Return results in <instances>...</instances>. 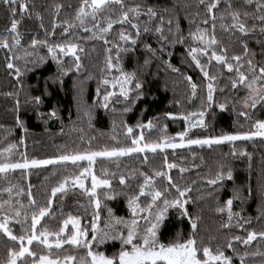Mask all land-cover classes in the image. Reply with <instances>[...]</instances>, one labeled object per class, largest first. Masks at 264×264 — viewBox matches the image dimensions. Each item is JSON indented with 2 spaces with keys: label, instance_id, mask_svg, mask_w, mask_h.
<instances>
[{
  "label": "trees",
  "instance_id": "1",
  "mask_svg": "<svg viewBox=\"0 0 264 264\" xmlns=\"http://www.w3.org/2000/svg\"><path fill=\"white\" fill-rule=\"evenodd\" d=\"M233 2L239 6L237 0ZM26 3L27 11L20 13L17 6L14 17L19 22L20 45L13 48L11 52L0 48V151L7 148L9 144L15 145L11 153H4L0 156V160L7 158L12 162L21 161L23 159L21 153L30 160H42L52 159L69 152L83 153L101 151L106 147L131 146L132 138L140 136L141 133L144 136L143 143L160 142L165 136L174 139L176 133L184 131L187 126L181 113L187 115L190 112L204 111L203 119L206 126L199 125L191 129L187 136L191 139H203L225 133L250 132L254 130L252 125L257 119H264V108L259 106L255 110L243 108L240 101L243 100L246 90L243 87L232 90L229 77L234 76L235 73H229L215 61L210 66L211 74L218 77V86L214 92L215 103L211 107L207 106L206 81L200 70L187 56L188 48L198 46L189 36V32L195 31L197 26L208 28L211 32L212 22L209 19L207 25L203 23L204 19H208V14L205 6L197 7V0H125L126 5L129 6L141 3L145 10L148 6H152L158 14L167 8L168 12L163 13L164 34L171 39L167 21L169 18H175L173 29L175 30L176 20H178L179 30L185 37L183 44L173 45L167 41L161 42L159 34L154 31L155 26L160 23L159 15L151 22H148V17L145 15H141L134 21L141 25V35L135 46L130 42L127 43L126 46L130 49L128 52H119L120 64L125 72L133 70L137 72L143 82L144 95L131 106V111L128 112L123 111V108L127 106L123 97L116 91H112L110 84L104 85L101 81L109 80L113 74H120L115 68L108 70L106 61L110 55L113 63H116L118 50L113 45H125L124 41L119 40L121 28L133 37L136 36L135 29L129 24L114 25L113 30L107 35L110 43L105 45L103 40L89 38L92 33L85 32L80 27L64 33L66 25L63 21L71 20L75 16L81 0H26ZM57 4L62 5L59 12L55 8ZM224 7L221 3L216 12L217 16ZM197 12L200 13L199 16H196ZM12 18L6 7L0 4V37L8 36L9 43H11L12 34L7 30L10 28ZM225 23H231L230 19H226ZM247 23L251 26L254 21L247 18ZM145 24L152 29L151 32H143ZM215 35L228 48L229 57L242 54L243 46L239 42L242 39L248 44L249 49L256 53V60L264 62V56H261V44L257 42L264 41V35H261L258 29L248 36H242L239 32L223 31L220 21L217 20ZM33 38L47 40L52 45L69 41L78 43L83 48V52L78 53L81 58L80 69L77 70L74 67V57L65 56L62 57L63 66L65 69L71 68V71L62 75L46 46L37 45L35 48L31 46ZM161 43L166 44V50L164 53L157 52L156 57H153L144 47L145 44H150L153 48L159 49ZM106 48L111 49V52H106ZM26 52H31L33 55L26 56ZM169 52L172 53L171 56L168 55ZM9 55L21 57L19 60H13L23 73L19 78L14 75V70L6 67ZM41 57L44 58L43 63H33L39 61ZM145 59L150 61L147 66L144 65ZM201 59L207 63V57H201ZM164 60L170 61L179 69V72H172L163 63ZM185 76H191L198 85L195 97H192ZM98 88L99 94H97ZM109 91L114 92L115 95L110 97L108 107L105 108L103 96ZM8 93L11 95H7ZM35 96H41L42 102L39 105L31 100V97ZM17 100H19L18 107ZM221 103L225 104L224 109L218 107ZM53 110L56 112L54 117L50 116ZM240 111H248L251 119L240 116ZM165 113H173V116H165ZM194 119H200V117L198 115L191 117V121ZM149 120L153 123L152 128L136 127L138 123L147 124ZM125 125L133 128L131 135L127 133ZM241 151L249 155H240ZM145 155L148 157L147 163L144 162ZM165 157L170 163L187 169L183 173L180 172L179 167L164 170L168 171L182 187L191 188L186 208L192 217H198L196 230L198 242L202 238L205 243H209L210 237H215L211 240V246L215 249L217 244H225L231 236L238 235L245 238L248 231L264 230V195H262L264 137L226 141L211 146L192 145L176 149L169 148L155 153H133L119 158H101L95 161L93 171L100 178L110 179L113 190L134 193L138 191V184L143 179L139 173L152 175L153 169L164 168ZM86 166L85 161H80L78 166L68 162L49 164L27 171L15 170L0 174V188L16 185L14 192L21 188L24 190L22 195L19 197L13 195L11 199L13 202L19 199L25 205V208L21 209V219H23V213L28 212L26 226L30 227L31 213L38 211V207L33 208L29 205L28 191L32 192L38 206H47L52 187L58 186L64 176L79 174ZM221 166L225 173L231 170L232 179H228L225 175L224 180L217 185H209L207 181L215 177L216 172L221 170ZM104 169H108L107 176L103 172ZM133 172L136 173L135 178L126 179L127 186L120 185V175L128 178ZM166 183L165 180L157 178V186L162 188ZM105 191L103 188L97 189L101 199L98 224L112 221L113 216L129 219L131 212L127 206V196L121 194L114 199H106ZM170 192L169 199L176 195L174 189ZM237 194L239 199H233L232 210L239 212L243 219L236 217L230 228H222L221 225L227 221V214L219 213L216 209L223 206L229 197H235ZM7 199H9L8 194L0 192V201ZM52 199L53 204L49 210L52 214L43 217L37 228H47L55 232L59 230L63 220L67 219L69 214L78 215L81 217L82 225L88 227L90 239L91 221L93 213L97 210L89 204L83 190L68 187L65 192L57 193ZM141 203L146 201L142 198ZM14 206L18 207L15 203ZM109 208L112 209L111 216L108 212ZM5 211L14 215L8 206H5ZM245 220H250V223H245ZM237 222L243 224V228L238 227ZM139 223H141V229L146 226L143 222ZM10 227L15 234H20L19 224L13 221ZM191 231L189 218L181 216L177 209H169L158 236L161 242L168 243L176 240L178 234L180 239H187ZM18 246L17 242L10 241L0 232V261L6 259L9 247L18 248ZM233 246L239 255L232 249L225 248L226 255L233 257V264H240V256H243L245 252L248 253L244 257L245 264H264V256L252 255L256 252L264 253V239L257 237L249 245L234 241ZM29 247L37 252V258L39 255H50L53 259L57 256L63 259L67 255H74L78 260L86 251L68 244L63 245L61 249H48L39 242H33ZM119 248L118 240H109L101 245L99 250L112 255ZM31 259V257L28 258V264H31Z\"/></svg>",
  "mask_w": 264,
  "mask_h": 264
},
{
  "label": "snow or ice",
  "instance_id": "2",
  "mask_svg": "<svg viewBox=\"0 0 264 264\" xmlns=\"http://www.w3.org/2000/svg\"><path fill=\"white\" fill-rule=\"evenodd\" d=\"M221 3L224 4V10L217 16L216 12L219 9ZM239 6L235 5L233 0H197V7L200 5L205 6V10L208 14V19H204L203 23L207 25L209 19L211 20V32L208 28H201L197 26L195 31H190L189 36L194 43L198 46L190 47L187 49V56L195 64L196 68L203 74L206 81V103L208 107H211L215 103L214 92L218 86V77L211 74L210 66L213 61L218 65H222L227 69L229 73H235L234 76L229 77L232 90H238L243 87L246 90V94L240 103L244 109H257L258 106L264 108V62L256 60V53L249 49L248 44L244 40H240V44L243 46L242 54H234L231 57L228 55V48L215 35L217 20L220 21V27L223 31L234 33L239 32L242 36H248L254 33L257 29L261 35H264V0H237ZM0 4L4 5L9 11L11 17V25L7 30L11 33V43H9V37H0V48L8 49L9 52L13 48L20 45V33L18 32V21L14 18L17 13V6L20 13L27 11L28 5L26 0H0ZM118 6V7H117ZM62 5H55L57 12L61 9ZM70 7V6H69ZM249 9H252L251 11ZM168 9L164 8L162 13L157 12L152 6H148L145 10L141 3H134L132 5H126L125 0H81L80 6L77 9L75 16L69 20L65 19L63 24L64 33H68L70 29L80 27L85 32L92 33L89 38H96L104 41V44H109L107 35L113 30L114 25L129 24L131 28L135 29L136 36L133 37L130 33H127L121 28L119 33V40L124 41L125 45L114 44L113 47L117 48L118 55L116 63H113L111 56L107 57V69H116L120 72V76L114 78L113 81L103 79L102 84L119 85V95L123 97V101L127 106L123 108L124 112L131 111V106L143 97V82L139 78L135 70L131 72L123 71L120 64L119 52H128L130 49L126 46L128 42L135 46L138 42V38L141 35V25L134 22L138 20L141 15L148 17V22H151L159 15L160 23L155 26V33L159 34L161 42L167 41L169 44H183L185 37L179 30V21L176 20L175 30L173 29V19L169 18L168 33L171 36L164 34V15ZM200 13L197 12L196 16ZM243 17V19H242ZM247 18H251L254 23L249 26ZM226 19H230L231 23H225ZM193 22V21H190ZM258 22V23H257ZM91 25L90 27L88 25ZM53 27H56L55 21ZM152 29L145 24L143 32H151ZM51 35V33H49ZM261 44V56H264V41H257ZM37 45H44L48 49L49 55L58 65V71L62 75H66L71 68L65 69L63 66L62 57L71 56L74 57V67L79 70L81 67V58L78 54L83 52V48L78 43L66 42L57 43L55 45L49 44L47 40H37L33 38L31 40V46L35 48ZM145 49L152 54L153 57L157 56V52L164 53L166 50V44L161 43L159 49L153 48L150 44L144 45ZM218 49V50H217ZM106 52H111V49L106 48ZM59 53V55H58ZM26 56H31L33 53L26 52ZM169 56L172 53H168ZM201 57H207V63L203 62ZM21 59L20 56L9 55L7 57L6 67L9 70H14V75L19 78L23 73L21 68L18 67L13 60ZM43 57L39 61L33 63H43ZM150 63L148 59L144 60V65L147 66ZM163 63L171 69L172 72H179V69L174 67L170 61L164 60ZM11 74V72H10ZM188 85L191 89L192 97L197 94L198 85L193 81L191 76H185ZM222 90V89H221ZM99 94V88L97 89ZM7 95H11L8 93ZM115 95L114 92H106L103 96V106L108 107L110 97ZM31 100L39 105L42 100L41 96L31 97ZM179 103V101H177ZM203 103V102H202ZM17 107L19 106V100L16 101ZM220 109L225 108V104L218 105ZM56 112L53 110L50 112V116H55ZM165 116L172 117L173 113H165ZM199 116L198 122H192L191 117ZM240 116L246 119H251V115L248 111H240ZM183 119L187 122V126L184 131L176 133V136L180 138L179 143L173 142V138L163 137L160 142L156 143H141L144 140V136L141 133L140 136H134L131 140V146H119L104 148L101 151H87V152H69L59 155L52 159H28L26 155L21 153L23 159L21 161L12 162L10 159L5 158L0 160V174H7L8 172L15 171L17 169L28 170L40 165L54 164L57 162H72L73 165L78 166L80 161H88V167L82 168L79 174H70L64 176L63 180L58 186L52 187L51 196L47 201V206H38L36 200L33 197L32 192L29 190L27 193L29 205L33 208L38 207V211L31 213V225L27 227L28 212L23 213V219H21V209L25 208L19 199L15 202L11 199L13 195L19 197L23 194V189L17 188L16 185H10L6 188H0V192L8 194L9 199L0 201V232L4 234L10 241L17 242V247H9L7 249L6 259L0 261V264H28V258L31 257V264H233V257L226 255L225 248L232 249L236 253V249L233 246V242H240L244 245H249L257 237L264 239V230L261 231H248L245 238H241L238 235L231 236L227 239L225 244H217L215 249L211 246V240L215 237H210L209 243H205L201 238L198 242L196 237V230L198 228V217H192L186 208V204L189 202L188 193H190V187H182L178 184L168 171L179 167L181 173L187 169L180 167L175 163H170L165 157L164 168L160 170L153 169V174L148 175L144 172H140L139 175L143 178L142 182L138 184V191L134 193H121L112 189L111 181L108 178L98 177L92 168L97 157L106 158H119L123 156H129L133 153H144L145 150H149L153 153L159 149L163 152L165 149H176L178 147L183 148L192 145L211 146L213 144H221L225 141L234 142L237 140H249L253 137H264V119H257L252 125L255 131L250 132H237V133H225L220 136L207 137L203 139H191L187 138L188 131L191 127H196L199 123L200 126H206L204 117V111L199 113L190 112L187 115L181 113ZM19 123V121H18ZM127 133L131 135L133 128L128 127ZM136 127L152 128L153 123L151 120L147 124L138 123ZM115 139V137H113ZM23 140V138H21ZM15 147L14 144H9L7 148L0 151V156L4 153H11ZM235 154V149H233ZM195 155V153H193ZM240 155H249L243 151ZM148 157L145 155L144 162L147 163ZM250 166V165H249ZM105 176L108 174V169L103 170ZM91 176V187H86L84 179L86 176ZM114 175V174H113ZM225 175L228 179H232V172L229 169L227 173L221 170L216 172L214 178L209 179L207 183L209 185H217L218 182L224 180ZM136 173L133 172L128 178L124 175H120L119 182L122 186L126 185V179H134ZM157 178L165 180L167 183L161 188L157 186ZM69 186H78L83 190V193L88 197L89 204L94 206L97 210L93 213V219L91 221V239L89 236V229L87 226L82 225L81 217L78 215L69 214L67 219H64L62 225L58 231L51 232L47 228L38 229L37 225L41 223V219L46 215H51L49 211L53 204L52 197H55L57 193H63ZM31 186H29L30 188ZM98 188H103L104 197L106 199H114L118 195L127 196V206L131 212V219L125 220L122 217H112L116 224H123L126 227V234L124 231L116 233L115 228L112 232L101 229L98 225L100 219L99 209L101 207L100 194L97 192ZM174 189L176 195L169 199L171 195L170 190ZM262 195H264V185H262ZM144 199L146 203H141V199ZM233 199H239L237 194L235 197H229L224 205L217 207L216 211L219 213L227 214V221L221 225L222 228H230L232 221L236 217H241L239 212H233ZM18 205V207H15ZM5 206L14 213V215L5 211ZM169 209H177L181 216L189 218L192 231L187 239L178 238L172 242L163 243L159 239L158 232L164 223ZM108 212L111 216L112 209L109 208ZM143 220L147 225L141 229L139 221ZM15 222L21 226L20 234L14 233L11 222ZM245 223H250V220H245ZM71 225V230L65 234V230ZM237 226L243 228V224L237 222ZM112 227L110 224H106L105 228ZM55 237L54 241H50L49 237ZM119 241L120 248L112 255L106 254L104 251H100L99 247L105 244L107 241ZM34 241H38L46 248L51 249L53 246L56 249H61L63 245L68 244L75 248L85 249V253L79 257L74 255H67L63 259L59 256L52 258L50 255H39L37 258V252L33 251L29 245H32ZM239 255V253H236ZM248 253L245 252L243 256H240V264H245L244 257ZM252 255L264 256V253L256 252Z\"/></svg>",
  "mask_w": 264,
  "mask_h": 264
},
{
  "label": "rangeland",
  "instance_id": "3",
  "mask_svg": "<svg viewBox=\"0 0 264 264\" xmlns=\"http://www.w3.org/2000/svg\"><path fill=\"white\" fill-rule=\"evenodd\" d=\"M112 75V74H111ZM110 75V76H111ZM120 76V74L118 75V74H113L112 76H111V78H109V81L111 82V81H113L114 80V78H116V77H119ZM110 86H111V89H112V91H116L118 94H119V85H113L112 83H110ZM245 110H247V109H245ZM199 121V119H194V120H192V122H198ZM196 126H199V123H197L196 124ZM194 127H191L190 129H189V131L191 130V129H193ZM256 129H254L253 131H255ZM188 131V132H189ZM187 136H188V134H187ZM257 137H259V136H257ZM257 137H253V138H257ZM179 140H180V138L179 137H175L174 139H173V142H175V143H179ZM226 142V141H225ZM142 144H143V142H141ZM178 148H180V147H178ZM157 151H159V149H157ZM145 152H151V151H149V150H145ZM144 152V153H145ZM101 158H106V157H97L96 158V160L97 159H101ZM107 159H110V158H107ZM70 162V161H69ZM86 162V167H88V161H85ZM57 163H68V162H57ZM49 165V164H48ZM42 166H46V165H40V166H37V167H34V168H38V167H42ZM92 168L94 169V164L92 165ZM30 169H33V168H30ZM17 170H21V169H17ZM29 170V169H28ZM27 171V170H26ZM11 172H13V171H11ZM84 184H85V186L86 187H91V176L90 175H88V176H86V178L84 179ZM69 187H71V188H73L72 186H69ZM75 188H79L78 186H76ZM80 189V188H79ZM131 219V216H130V218L129 219H126V220H130ZM105 223H103V224H101V225H99V227L101 228V229H103V230H105V231H109L110 233L112 232V229L113 228H115V230H116V232L114 233V234H116V233H119L120 231H124V233L126 234V227H125V225H123V224H116L115 223V221L114 220H112V221H110V222H106V221H104ZM139 222H143L144 224H145V222L143 221V220H141V221H139ZM106 224H110L112 227H110V228H105V225ZM141 224V223H140ZM147 226V225H146ZM145 226V227H146ZM69 230V231H68ZM70 230H71V225H68V227L66 228V230H65V234H67L68 232H70ZM54 239H55V237H53V236H50L49 237V240L50 241H54ZM90 239H91V236H90ZM34 242H38V241H34ZM52 248H55L54 246L52 247Z\"/></svg>",
  "mask_w": 264,
  "mask_h": 264
}]
</instances>
